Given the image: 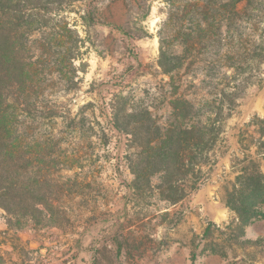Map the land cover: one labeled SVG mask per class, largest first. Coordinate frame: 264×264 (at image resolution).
<instances>
[{
  "label": "rangeland",
  "instance_id": "rangeland-1",
  "mask_svg": "<svg viewBox=\"0 0 264 264\" xmlns=\"http://www.w3.org/2000/svg\"><path fill=\"white\" fill-rule=\"evenodd\" d=\"M185 2L76 0L55 17L82 38L76 83L67 89L49 73L46 90L48 105L56 104L61 116L46 120L43 128L56 135L68 157L66 169L56 173L71 188L57 203L66 217L16 229L0 208V264H264V219H255L245 233V239L263 237V242L230 245L227 225L235 214L225 203L239 160L256 157L254 143L261 134L249 122L255 115L264 118V64L222 122L219 140L197 173L200 179L183 181L188 192L183 200H164L155 188L142 194L130 188V157L137 147L113 124L116 94L126 100L127 125L134 109L148 108L165 123L174 98L200 106L217 90L206 86L199 69L183 68L172 79L159 65L161 35L181 51L182 40L168 19L170 4ZM159 181L153 178L154 185ZM211 222L212 233L205 235Z\"/></svg>",
  "mask_w": 264,
  "mask_h": 264
},
{
  "label": "trees",
  "instance_id": "trees-1",
  "mask_svg": "<svg viewBox=\"0 0 264 264\" xmlns=\"http://www.w3.org/2000/svg\"><path fill=\"white\" fill-rule=\"evenodd\" d=\"M75 1L0 0V208L11 228L46 226L66 217L57 203L71 188L67 190V180L56 173L66 169L68 157L60 140L43 125L61 116L56 104L47 103L48 74L56 73L67 89L78 77L75 61L81 60L82 38L55 18ZM170 5L174 10L168 22H174L181 51L161 35L159 65L172 79L183 68L199 69L206 86L217 90L200 106L186 97L174 98L171 119L165 123L148 108L134 109L127 125L126 100L116 94L111 117L137 147L130 157V188L137 194L155 188L162 199L177 203L188 194L183 181L200 179L197 173L219 140L222 122L264 64V0H186ZM263 123L257 115L250 120L261 134L254 143L256 157L239 160L225 197L235 214L227 225L230 245L263 242V237L245 239L246 228L264 219ZM156 176L160 181L154 185ZM212 225L205 235L212 233Z\"/></svg>",
  "mask_w": 264,
  "mask_h": 264
}]
</instances>
